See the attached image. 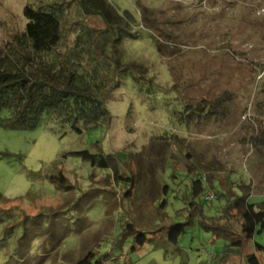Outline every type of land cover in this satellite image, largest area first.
I'll use <instances>...</instances> for the list:
<instances>
[{
  "label": "rangeland",
  "instance_id": "obj_1",
  "mask_svg": "<svg viewBox=\"0 0 264 264\" xmlns=\"http://www.w3.org/2000/svg\"><path fill=\"white\" fill-rule=\"evenodd\" d=\"M31 1L0 0L1 41L25 23ZM110 1L137 17L129 50L171 104L165 110L130 76L108 94L111 119L98 127L78 133L45 117L29 128L0 124V264H75L90 250L111 251L102 264H216L225 242L196 218L186 223L184 210L202 199L204 214H219L205 176L248 185L249 220L264 201V0ZM221 93L225 114L197 111ZM82 150L115 157L120 177L63 156ZM59 170L67 186L49 179ZM126 222L145 232L143 245L120 236ZM251 252L264 264L252 239L223 264H248Z\"/></svg>",
  "mask_w": 264,
  "mask_h": 264
},
{
  "label": "trees",
  "instance_id": "obj_2",
  "mask_svg": "<svg viewBox=\"0 0 264 264\" xmlns=\"http://www.w3.org/2000/svg\"><path fill=\"white\" fill-rule=\"evenodd\" d=\"M25 23L4 40H0V124L7 127H34L45 117L81 133L108 122L111 113L106 106L108 94L132 76L141 93L153 96L165 110L171 104L168 96L157 97V86L148 74V66L129 50L139 40L138 19L131 10L121 9L110 0H32L23 6ZM91 18L97 19L93 23ZM156 40V39H155ZM160 49V46H158ZM260 80L264 92V70ZM228 103L223 93L211 101L202 100L199 113L225 114ZM79 157L92 166L110 168L113 178L120 177L119 164L113 156L87 150L63 154ZM190 153L185 154L189 157ZM185 165L194 169L193 163ZM49 179L67 186L60 170ZM204 195L211 193L220 200L218 215L203 213L202 199L191 202L184 210L186 223L196 218L214 240L225 242L216 264L225 263L231 254H241L243 244L252 239L254 249L264 253V245L255 240L264 222V201L249 220L248 185L230 178L205 176ZM219 185L215 187L214 181ZM236 186L240 189L236 191ZM202 192V191H201ZM0 198H3L0 194ZM188 215V216H187ZM177 223V226H182ZM132 236L131 249L144 244V231L126 222L121 237ZM111 251L96 257L88 251L75 264H102ZM104 258V259H102ZM248 264H258L255 252L245 256Z\"/></svg>",
  "mask_w": 264,
  "mask_h": 264
},
{
  "label": "built area",
  "instance_id": "obj_3",
  "mask_svg": "<svg viewBox=\"0 0 264 264\" xmlns=\"http://www.w3.org/2000/svg\"><path fill=\"white\" fill-rule=\"evenodd\" d=\"M261 12H264V9L260 10ZM212 197V195H209L207 198L210 199Z\"/></svg>",
  "mask_w": 264,
  "mask_h": 264
}]
</instances>
